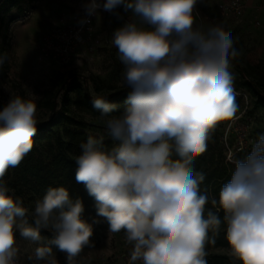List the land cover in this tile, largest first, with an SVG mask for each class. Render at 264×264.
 Listing matches in <instances>:
<instances>
[{"label": "clouds", "instance_id": "1", "mask_svg": "<svg viewBox=\"0 0 264 264\" xmlns=\"http://www.w3.org/2000/svg\"><path fill=\"white\" fill-rule=\"evenodd\" d=\"M197 2L85 0L77 20L82 30L101 11L118 15L120 8L137 18L111 36L124 66V111L113 115L118 105L106 97L92 101L113 146L89 135L75 157L76 182L94 199L96 216L132 245L129 264H208V232L222 222L234 261L264 264V133L243 158L230 159L218 198L209 201L205 175L194 168L210 133L236 115L229 68L240 55L222 26L194 27ZM37 124L35 97L15 96L0 110V264H17V232L38 245L35 259L46 264H56L48 259L53 246L72 264L93 235L82 200L66 187L49 186L29 223V209L4 180L32 150ZM209 202L216 211H206ZM42 229L53 234L47 244Z\"/></svg>", "mask_w": 264, "mask_h": 264}, {"label": "rangeland", "instance_id": "2", "mask_svg": "<svg viewBox=\"0 0 264 264\" xmlns=\"http://www.w3.org/2000/svg\"><path fill=\"white\" fill-rule=\"evenodd\" d=\"M84 2L31 0L21 4L22 11L0 6V48L4 47L7 58L6 75L0 76V104L5 106L15 96L35 97L38 103L44 92L51 90L55 93L56 107L47 110L37 106L39 125L60 111L62 96L75 84L86 88L93 97L106 96L104 92L95 91V84L110 91L126 89L122 81L124 66L111 36L116 28L137 18L122 8L116 10L118 15L101 11L81 30L84 39L76 41L77 20L83 15ZM193 15L194 27L206 30L210 25H220L231 33L240 53L229 68L238 110L232 120L218 123L207 144L221 151L227 161L244 157L257 135L264 133V111L253 109V98L245 87V83L252 80L264 88V0H198ZM3 36L5 42L1 43ZM67 36L69 42L64 41ZM64 45L68 46L66 54L58 51V47ZM71 95L77 97L75 91ZM77 115L86 132L103 137L113 146L101 116ZM22 190L18 197L29 209L28 220L32 223L35 202L39 199ZM82 217L93 224V235L90 244L74 257L72 264H129L132 245L126 242L124 232H109L107 221L96 213H83ZM94 218L99 223H93ZM52 235L49 230L42 229L41 243L47 244ZM16 246L19 249L17 264H46V261L35 259L38 245L23 239L18 232ZM229 250L230 246L205 249L206 259L212 254H222L226 259L221 264H239L229 255ZM48 259H54L56 264H67L66 254L54 246Z\"/></svg>", "mask_w": 264, "mask_h": 264}, {"label": "trees", "instance_id": "3", "mask_svg": "<svg viewBox=\"0 0 264 264\" xmlns=\"http://www.w3.org/2000/svg\"><path fill=\"white\" fill-rule=\"evenodd\" d=\"M31 0H3L1 7H7V10L16 8L22 11L21 4ZM12 17L10 21L14 20ZM8 24L5 25V33ZM1 31V30H0ZM5 42L3 36L1 43ZM0 56L5 57L3 63H0V76L6 75L7 58L4 47L0 48ZM244 73V71L239 68ZM95 80V78H92ZM245 87L253 98V109L264 111V88H261L256 82L249 80L245 83ZM75 91L77 97L74 98L71 92ZM95 91L106 93V98L118 105L113 115H119L126 107L125 100L127 97V89H119L115 91L104 90L98 84H95ZM117 92L111 96L108 94ZM93 97L90 92L80 85L75 84L69 88L61 99L60 111L53 114L52 117L37 125L36 135L33 137V148L24 158L22 163L16 168H10L4 177L8 186L14 190L15 196L22 194V189L29 191L32 196L42 199L46 189L49 186H64L69 190L73 199L80 198L84 205V212L96 213L95 201L89 196L85 186L77 183L75 173L77 165L75 157L80 154V144L85 142L89 135L99 138L84 130L80 118L77 113L88 114L91 116H100L98 110L92 107ZM55 93L46 90L43 97L37 103L39 108L54 110ZM4 107L0 104V110ZM107 147H112L110 141H105ZM175 158V157H174ZM240 158H243L241 156ZM233 165L225 159L221 151L215 150L208 144L206 152L196 157L194 168L198 173L205 175V180L201 185V190L207 192L209 201L213 196L218 198L220 187L230 180L233 171ZM12 194V193H10ZM211 209V203L206 206V211ZM223 220V212L219 213ZM229 246L226 239V224L222 222L219 230H209L205 244V249L227 247ZM226 259L225 255L212 254L208 260V264H221Z\"/></svg>", "mask_w": 264, "mask_h": 264}, {"label": "built area", "instance_id": "4", "mask_svg": "<svg viewBox=\"0 0 264 264\" xmlns=\"http://www.w3.org/2000/svg\"><path fill=\"white\" fill-rule=\"evenodd\" d=\"M77 29H80V28H77ZM75 32H77V30L75 31ZM76 34V33H75ZM76 40V39H75ZM64 41H66V42H69V38H68V36L65 38L64 37ZM49 44H52L53 46H54V44L51 42H49ZM58 51L59 52H61L62 54H66V53H68L69 51H68V46L67 45H64V47L63 48H61V47H58Z\"/></svg>", "mask_w": 264, "mask_h": 264}, {"label": "bare ground", "instance_id": "5", "mask_svg": "<svg viewBox=\"0 0 264 264\" xmlns=\"http://www.w3.org/2000/svg\"><path fill=\"white\" fill-rule=\"evenodd\" d=\"M76 12H78V11H76ZM75 39H76V41H82L84 39L81 29H77V32L75 34Z\"/></svg>", "mask_w": 264, "mask_h": 264}, {"label": "water", "instance_id": "6", "mask_svg": "<svg viewBox=\"0 0 264 264\" xmlns=\"http://www.w3.org/2000/svg\"><path fill=\"white\" fill-rule=\"evenodd\" d=\"M1 1V0H0ZM117 92H112V93H110V94H108V96H111V95H113V94H116ZM55 107H56V103L54 104V109H55Z\"/></svg>", "mask_w": 264, "mask_h": 264}]
</instances>
